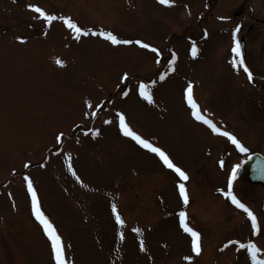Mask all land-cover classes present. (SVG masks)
<instances>
[{
    "label": "rangeland",
    "instance_id": "rangeland-1",
    "mask_svg": "<svg viewBox=\"0 0 264 264\" xmlns=\"http://www.w3.org/2000/svg\"><path fill=\"white\" fill-rule=\"evenodd\" d=\"M240 1L169 0L173 7L167 8L156 0H0V264H54L50 242L32 216L25 176L61 237L65 264H253L247 248L238 247L247 244H255L257 260H264L258 251L264 249L259 189L233 181V195L258 214V234L247 214L225 199L235 165L246 153L264 151L256 137L264 113L247 111L245 99L232 110L260 120L255 128L240 126L230 113L224 119L228 129L210 120L226 92L225 66L236 57L230 22L219 16ZM250 3L264 8L262 0ZM32 7L58 20L49 26ZM65 19L127 43L113 46L91 35L77 41L61 23ZM141 84L152 105L140 99ZM189 86L205 119L218 131L237 134L244 154L193 119ZM117 113L188 181L125 138ZM113 207L124 227L116 223ZM182 211L201 237L199 256L180 228Z\"/></svg>",
    "mask_w": 264,
    "mask_h": 264
},
{
    "label": "snow or ice",
    "instance_id": "snow-or-ice-1",
    "mask_svg": "<svg viewBox=\"0 0 264 264\" xmlns=\"http://www.w3.org/2000/svg\"><path fill=\"white\" fill-rule=\"evenodd\" d=\"M158 4L163 5L164 7L171 8L173 5L169 3V0H156ZM34 14H37L39 19L46 22L47 25H51L53 22L58 20V17L55 15H47L44 11H42L38 7H32L29 9ZM61 23L69 29L73 34V39L79 41L82 37L91 35V36H99L100 39L110 43L113 46H119L121 44H126V41H122L117 39V37L111 33L105 34L104 32H85L81 30L80 27L77 26V24L73 23L70 19H65L61 21ZM238 31V29H237ZM21 43H24V41H20ZM137 47L140 49H144L147 52L154 53L157 57L161 55V53L153 48L147 45L143 42H136ZM234 53L237 57L240 56V45L239 43L236 44L234 48ZM192 58L195 59L197 56V49L195 46L192 48L191 52ZM157 63H159V60H157ZM175 63V61H173ZM56 64L60 68H64L65 65L61 63L59 60L56 61ZM233 66H237V62H233ZM239 67L244 69V72L248 75L249 82L252 80V76L249 73L248 69L244 67L243 61H239ZM163 80V77H161ZM128 80V76L125 75L122 77L121 83ZM187 106L191 109L192 117L195 121L202 125H206L207 128L211 130V132L218 136V137H225L228 141H230L236 148L237 151L240 153H245V149L240 145V143L237 142V140L227 133L223 131H218L217 127L211 123L209 120L205 119V117L201 114L199 108L197 107V104L193 100V91L192 87L189 86L187 89ZM139 97L140 99L146 101L149 105L153 104V98L151 94L149 93L147 87L144 84L139 85ZM86 107L91 109L92 105L90 103L86 102ZM119 119V130L121 134L128 138L131 141H134L136 145H138L141 149L146 150L149 153L154 154L155 156L159 157L160 161H162L163 166L170 170L171 172L175 173V175L179 178L180 181L187 182L189 177L178 167L174 166L173 163L169 160V158L165 155V153L161 150H159L156 147H153L151 144L146 143L145 140H143L140 136L134 134V132L127 126L125 123V117L121 115L120 113L116 114ZM107 123H111V121H107ZM62 137H57V143H60ZM29 165H25V168H28ZM69 171H71V168H69ZM239 169H234L232 172V177L228 182V189H227V195L225 196V199L231 201L232 205L235 206V208L239 209L241 212L247 214V218L249 221H251V227L253 234H258L259 229L257 228V219L253 215L251 211L247 207H245L237 198L233 195V181H235L237 173ZM75 175V173H73ZM25 181L27 182V194L31 199V212L32 216L34 217L35 221L39 224V226L43 230L44 236L47 238V240L50 242L51 245V252L54 259V264H65V255H64V247L62 244L61 237L57 234V230L53 227V224L49 222V219L46 218L45 214L41 210L40 202L38 200L37 192L33 187L32 182L28 179L27 176L24 177ZM79 182V181H78ZM82 186V185H81ZM179 197L185 207L189 204V197L186 193L185 184L180 183L179 187ZM221 195H225L224 193H221ZM117 210L115 207L112 208V213L116 217V223L120 227H124L120 216L116 214ZM179 222H180V228L191 238V248L193 253L196 256L201 255V246H200V240L201 237L198 235L196 231H193L190 227H188L186 223V214L185 212L179 213ZM123 239V237H121ZM227 247V246H226ZM239 248H247L249 255L251 256L253 264H264V260H257V249L255 244H247V245H238ZM141 251H144L143 244H141ZM221 251H224V249H221ZM189 264H191V261H189Z\"/></svg>",
    "mask_w": 264,
    "mask_h": 264
},
{
    "label": "flooded vegetation",
    "instance_id": "flooded-vegetation-1",
    "mask_svg": "<svg viewBox=\"0 0 264 264\" xmlns=\"http://www.w3.org/2000/svg\"><path fill=\"white\" fill-rule=\"evenodd\" d=\"M250 1L251 0H241L240 3H238V5L229 13H223L219 18L222 21L230 22V24L227 25L229 26L227 29H229V31L231 29L232 31L235 30L237 32V40L240 48L242 46L244 53L243 57H235L226 64L225 69L227 71L225 76L227 84H225L226 92L224 93L221 108L216 114L214 113V110H212L210 113V120L218 127H223L226 129H228V121L224 120L226 113L231 114L230 117L233 121H240V126L247 125L251 128H255L260 122L259 120L257 123H254L252 119H249L250 117L247 118L239 110L238 112L232 110L234 108H238L240 104L244 105L245 99L249 105L247 111L252 109L257 112L259 116L261 112L264 113V8H262L263 10L261 7L258 9L253 8L251 7ZM262 4H264V0H262ZM209 13V16L213 18L211 12ZM227 26L223 25L222 27ZM241 60L243 61L244 67L248 69L252 76L251 82H249L248 75L244 72V69L239 67V61ZM233 62H237L236 67L233 66ZM252 110L250 111L252 112ZM260 133L259 135H256V137L259 139V141H261V143L264 144V125ZM235 136L237 137L238 135L236 134ZM236 152L240 153L237 150ZM253 154H261L264 157V151L261 150H254L252 152L246 153L244 160L241 163L235 165V169H239V171L234 182L239 183V181L242 180L246 183V185L259 189V195L257 196L256 201L258 202L260 211V205L264 194V162H260V164H256V162H254L252 164V176L262 180V182L253 183L250 177V170L247 166V160L249 156ZM227 181L228 179L224 181L223 184L225 188L227 186ZM255 217L258 219V214L255 215ZM258 251L264 255V249L259 248Z\"/></svg>",
    "mask_w": 264,
    "mask_h": 264
},
{
    "label": "water",
    "instance_id": "water-1",
    "mask_svg": "<svg viewBox=\"0 0 264 264\" xmlns=\"http://www.w3.org/2000/svg\"><path fill=\"white\" fill-rule=\"evenodd\" d=\"M254 162H256V164L257 163L260 164V162H264V158L259 154H255L251 156L248 160V168L251 171L250 177L252 179V182L259 183V182H262V180L252 176L253 173H252L251 167ZM261 211L264 212V195H263L262 204H261Z\"/></svg>",
    "mask_w": 264,
    "mask_h": 264
}]
</instances>
